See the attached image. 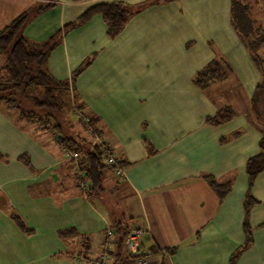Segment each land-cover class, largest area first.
I'll use <instances>...</instances> for the list:
<instances>
[{
  "label": "crops",
  "instance_id": "crops-1",
  "mask_svg": "<svg viewBox=\"0 0 264 264\" xmlns=\"http://www.w3.org/2000/svg\"><path fill=\"white\" fill-rule=\"evenodd\" d=\"M39 1L0 0L17 11L4 27L54 3L24 29L43 41L96 3L149 0ZM231 5L174 0L134 15L116 39L108 37L100 15L64 34L48 69L72 82V100L116 150L125 172L118 177L106 169L104 190L90 198L63 156L57 131L37 130L0 104V264H91L103 253L107 230L120 222L146 230L144 264H231L235 254L234 264H264V171L252 189L258 204L247 218L244 208L246 165L259 153L262 135L245 116L207 123L226 107L212 100L220 82L206 91L193 84L199 70L223 57L233 68L229 85L256 92L261 74L232 27ZM93 54L74 81L73 72ZM67 119L66 136L92 142L72 110ZM206 176L231 181L230 192L219 199Z\"/></svg>",
  "mask_w": 264,
  "mask_h": 264
},
{
  "label": "trees",
  "instance_id": "trees-1",
  "mask_svg": "<svg viewBox=\"0 0 264 264\" xmlns=\"http://www.w3.org/2000/svg\"><path fill=\"white\" fill-rule=\"evenodd\" d=\"M172 1L174 0H149L137 6L123 1L99 2L90 6L75 20L54 31L47 39L32 40L24 34L25 26L40 14L55 7L54 3H47L21 13L0 30V104L11 109L19 121H26L37 126V130L57 131L68 149L84 154L80 159V167L86 173V180L90 183L87 193L89 198L93 193L104 190L102 187L104 172L106 169L112 171L113 169L106 164L103 151L99 146L90 150V140L66 136L61 130L72 110L70 103L74 92L71 81L59 80L50 73L49 58L61 45L65 33L84 26L96 15L102 16L108 37L116 39L134 15L149 6ZM258 1L232 0L231 23L261 74V81L256 91L264 92V22L263 18L256 16ZM94 57L95 54L73 72L74 81L92 65ZM232 73L233 68L230 63L223 57H217L196 73L193 84L199 90L206 91L214 84L227 79ZM234 113L231 106H226L214 116L207 117L206 122L220 125L231 121ZM239 134L235 133L230 138ZM259 146V153L251 157L246 165L248 175V190L244 201L246 218L251 208L258 204L252 195V189L257 176L264 171V136ZM205 179L219 199H223L231 190V181L221 183L211 176H206ZM16 219L22 227L26 228L20 218L16 217ZM113 228L115 245L110 253L109 264H134V259L127 251L125 244L130 228L123 222L115 224ZM67 232L70 231H64L62 236L67 237ZM72 237H76V234L74 233ZM236 256L235 254L232 257L231 264H234Z\"/></svg>",
  "mask_w": 264,
  "mask_h": 264
},
{
  "label": "built area",
  "instance_id": "built-area-1",
  "mask_svg": "<svg viewBox=\"0 0 264 264\" xmlns=\"http://www.w3.org/2000/svg\"><path fill=\"white\" fill-rule=\"evenodd\" d=\"M72 112L77 115L78 119L81 121L84 127L89 132V135L92 138L91 149L99 146L104 154L106 164L113 169L114 173L118 177H124V170L120 166V158L116 152V150L108 145L105 139L99 134L94 127L92 126L91 120L89 116L82 111L75 102L72 104ZM57 141L61 146L64 158L71 165V169L73 175L76 179V182L82 191V193L87 196L88 189L90 187V183L86 180V173L80 167V159L84 156L83 153H77L71 151L64 145L62 142V136L57 135ZM146 233V230L142 227L135 226L130 229L126 236L125 244L127 251L134 259V262L144 264L147 259V255L143 252L141 237ZM114 230L110 229L106 232V240L103 243V253L99 260L95 262H90L91 264H107L110 260V253L114 246Z\"/></svg>",
  "mask_w": 264,
  "mask_h": 264
},
{
  "label": "rangeland",
  "instance_id": "rangeland-1",
  "mask_svg": "<svg viewBox=\"0 0 264 264\" xmlns=\"http://www.w3.org/2000/svg\"><path fill=\"white\" fill-rule=\"evenodd\" d=\"M47 1L49 0H40L36 4ZM258 2L256 16L261 19L264 18V0H259ZM16 13L17 11H8L4 5L0 4V28L8 24ZM214 89L211 90L214 104L218 107L230 105L235 112L232 120L245 116L259 135H262V139L264 136V92L256 91L254 94L247 95L240 87L235 86L233 83L229 85V79L220 82ZM73 100L75 102V98Z\"/></svg>",
  "mask_w": 264,
  "mask_h": 264
}]
</instances>
